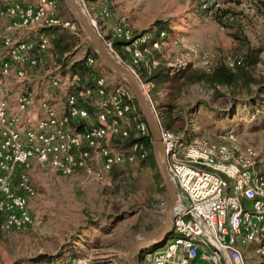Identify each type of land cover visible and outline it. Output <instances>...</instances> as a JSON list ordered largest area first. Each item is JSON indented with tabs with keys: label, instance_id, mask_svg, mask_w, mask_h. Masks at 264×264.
Instances as JSON below:
<instances>
[{
	"label": "built area",
	"instance_id": "built-area-1",
	"mask_svg": "<svg viewBox=\"0 0 264 264\" xmlns=\"http://www.w3.org/2000/svg\"><path fill=\"white\" fill-rule=\"evenodd\" d=\"M202 9L211 18L220 4L205 3ZM100 15L110 19L106 7ZM0 21L4 22L0 32L1 236L42 224L29 210V201L35 196L28 176L32 164L64 177L82 176L110 184L113 167L138 164L148 157L150 150L140 139L151 135L129 89L108 88L103 76L95 77L94 86L88 87L80 84L77 74L71 75L69 82L77 90L67 96L63 112L46 98L38 102L39 114L30 112L34 105L31 93L20 92L11 98L9 81L22 82L29 70L44 66L49 57L56 59L51 41L42 30L60 28L77 35L80 27L59 15L57 0H36L34 4L0 0ZM90 22L95 28V21ZM28 30L36 32L34 39L15 37ZM111 37L128 53L134 74L142 64L148 70L157 67L158 60L149 57L165 43L179 45L165 30L155 35L136 34L116 25ZM105 45L116 54L113 43ZM218 59L232 71L243 65L242 58ZM218 59L200 52L197 65L210 74ZM96 62L94 56L85 58L89 67ZM44 76L51 78L53 85L60 81L52 73ZM87 107L95 109L93 119ZM24 114L32 118L25 120ZM131 136L136 141L125 150L112 145L116 139L123 141ZM160 140L165 167L176 191V205L170 236L161 247L144 254L145 260L149 264H247L241 248L256 244L255 254L264 264V171L256 150L241 144L233 130L218 133L213 140L197 136L184 139L160 124ZM165 206L166 202L162 203V210ZM87 262L85 255L68 264Z\"/></svg>",
	"mask_w": 264,
	"mask_h": 264
},
{
	"label": "rangeland",
	"instance_id": "rangeland-1",
	"mask_svg": "<svg viewBox=\"0 0 264 264\" xmlns=\"http://www.w3.org/2000/svg\"><path fill=\"white\" fill-rule=\"evenodd\" d=\"M109 1L111 3L105 7L110 19H105L100 15L103 7L93 5V1L77 0L88 19L95 21V29L105 43L114 42L111 34L116 25L126 26L136 34L155 35L157 31L165 30L171 38L179 41V45L174 46L169 41L159 51L151 53L149 58L160 62L159 58L165 57L167 65L193 64V69L200 70L197 65L200 52L208 53L212 60L243 58L246 47L235 39L239 35L257 50L253 77L264 80V11H260L264 10V5L259 0ZM205 3H219L220 11L208 18L202 9ZM251 7L256 9L254 14L244 11ZM58 12L62 17L74 19L67 16L59 4ZM218 16L227 22V28L217 24ZM224 16L226 18L223 19ZM56 30L65 32L76 41V58L85 60L92 56V45L83 32L73 35L60 28ZM114 51L116 54L110 53L130 69L128 53L121 52V48ZM96 60V64L90 67L94 77L103 76L108 88H128L100 59ZM53 62L51 70L54 74L60 61L54 58ZM45 70L43 66L29 70L26 80L14 84L27 93L31 92L33 85H37L36 89L46 86L55 90L59 82L53 85L51 78L44 76ZM136 77L146 87V96L152 106V86L143 83L138 75ZM255 90L254 84L244 86L242 82L232 88H210L204 84L180 87L179 83L171 82L165 90H158L154 103L156 110L153 111L157 119V114L163 117L172 114L177 118L175 125L180 121L186 123V139L197 136L213 140L218 133L233 130L241 144L256 150L264 171V129L260 126L264 110L245 105L253 98ZM177 133L181 135L183 132ZM137 165L129 167L130 173L123 181L126 183L117 187L112 178L110 184H105L82 176L64 177L32 164L28 176L35 196L29 201V210L41 219L42 224L37 228L2 234L0 264H28L39 255L59 258V264H68L85 255L89 258L87 264H125L124 255L129 245L135 239L153 234L160 227L165 213L162 203L167 202L166 192H160L151 171ZM251 256L249 254L248 264H254L255 259ZM141 264H149L145 255Z\"/></svg>",
	"mask_w": 264,
	"mask_h": 264
},
{
	"label": "trees",
	"instance_id": "trees-1",
	"mask_svg": "<svg viewBox=\"0 0 264 264\" xmlns=\"http://www.w3.org/2000/svg\"><path fill=\"white\" fill-rule=\"evenodd\" d=\"M57 1L58 4L61 6L62 10L64 11V13L67 16L72 17L73 15L67 9L64 0H57ZM89 1H95V0H89ZM262 4L264 5V3ZM224 18L226 17L224 16L223 19ZM65 19H70V18H65ZM70 20L75 21L74 19H70ZM216 22L221 27L227 28V24H226L227 22L223 21L220 18V16L216 17ZM48 30H52V31H48ZM48 30L47 32L48 33L51 32L50 35H52L51 44L58 51L61 60L64 54L72 52V50L75 48L76 41H73L72 36L66 34L63 31L56 30V28H51ZM42 32H44V30H42ZM79 33H82L81 29H79ZM235 39L241 42L244 47H246V54L242 58L243 65L238 67L234 71L228 69L220 59L216 61L214 70L210 74H206L202 70H195L191 65L179 67V66L166 65V63L163 62L151 70H148V67L145 66L144 64L140 65L139 67H136L135 73L140 77L142 82L145 84L152 85V89L150 90V100L152 101L153 109L156 110L154 103H156V94L158 90L163 88L164 85L171 82L179 83L180 87H184L187 84H204L210 88H216L218 86L232 88L233 86L239 85V83L242 82L244 86H247L248 84H254V86L256 87V90L253 92L254 93L253 98H250L247 101V103H245V105L258 106L259 108H262L264 110V80L262 79L256 80L253 77V67L255 65V56L257 50L251 48L248 40L245 37L236 35ZM113 48L118 50L121 48V44L118 41H114ZM90 51L92 53V56H94L96 59H99L97 54L95 53V50L92 47H90ZM118 60L120 59L118 58ZM68 72L70 75L77 74L80 77L81 85L88 87L94 86V79L97 76L95 77L93 76V71L89 66L85 64V60H79L73 63L72 65H70L68 68ZM72 88L73 89H70L69 91V95L76 93L77 87L72 86ZM168 108H171V106H168ZM87 110L91 116H94L96 113L95 109L93 108L87 107ZM157 116L158 119L160 120L161 126L164 129L169 130L175 134H177V131L180 130L186 132L187 130L186 123L180 121L177 125H175L177 122L176 120L177 118L172 117V114L166 117L160 116L158 114ZM142 119L145 121L143 115H142ZM260 126L264 129V115L261 118ZM78 129L79 128L77 127V130ZM140 140L150 150V153L148 157L144 161L138 163L137 166L139 168H148L151 171L154 181L156 185L159 187L160 192L165 193L166 190L162 178L157 169V165L152 153L151 137L143 138ZM135 141L136 140L131 136L123 141L116 139L113 141L112 145L119 150H125L130 144H132ZM130 166L132 165L126 164L122 166L113 167L110 170L109 175L112 178V182L118 185L117 187H120L121 185H123V183H126L123 181L127 180L126 177L130 173L129 172ZM144 254H145L144 252H141L138 255H136L135 260L137 264H141L142 257L144 256ZM58 260L59 258H53L51 256H46V255H39L29 260L28 264H59Z\"/></svg>",
	"mask_w": 264,
	"mask_h": 264
},
{
	"label": "water",
	"instance_id": "water-1",
	"mask_svg": "<svg viewBox=\"0 0 264 264\" xmlns=\"http://www.w3.org/2000/svg\"><path fill=\"white\" fill-rule=\"evenodd\" d=\"M64 2L103 65L111 73L123 80L132 92L152 137V153L166 190L167 202L160 227L149 236L135 239L127 248L124 255V263L136 264V255L141 252L148 253L161 247L170 236L173 227L176 191L165 167V156L160 140V124L146 94L142 92V85L135 74L110 53L105 42L92 26L77 0H64Z\"/></svg>",
	"mask_w": 264,
	"mask_h": 264
},
{
	"label": "crops",
	"instance_id": "crops-1",
	"mask_svg": "<svg viewBox=\"0 0 264 264\" xmlns=\"http://www.w3.org/2000/svg\"><path fill=\"white\" fill-rule=\"evenodd\" d=\"M16 1H19L23 4H34L36 0H16ZM108 3H111V1H109V2H108V0H95V1H93V5H96V6L98 5V7H100V8L105 7V5H108ZM254 10H256L254 7H251L250 10L244 9L245 12L249 11V13H252V14L255 13ZM260 11H264V10H260ZM3 30H4V22L0 21V32H2ZM46 30H48V29H45V31L43 33L46 34L51 41L52 35H49L48 32L45 33ZM36 35L37 34L35 31L28 30V31L21 32V33L15 35V37L19 38V39L28 40L30 38L34 39L36 37ZM52 50L54 51L56 59H59V61H60V63L58 64V67L61 69L58 70V67H57V69L55 70L56 73H54V76L59 77V80H60L59 86H57V88L55 90H50V88H48L46 86H40L39 89H36L37 85L31 86L32 88H31L30 93L33 97L34 105H33L30 112H33V113L35 112L36 114L37 113L39 114L38 102L42 98H46L51 103L56 105V107L59 111H61V112L65 111L67 96L69 95L70 89H73L71 83L69 82V77L71 75L68 72V68L70 65H72L73 63L80 60L79 59L80 57L76 58V53H75L76 47L74 48V50L72 52L64 54V56L61 60H60V55H59L58 51L54 47H52ZM121 52H123L125 54V52L122 48H121ZM128 59H129V56H128ZM160 59L161 58H159V61H160L159 63H162V62L165 63L164 61L167 60V58H165V57H162L161 60ZM52 64H55L53 62V58L49 57V60H47V62L43 66L46 69L45 73H52L53 74V70H51ZM167 64H169V63L166 62V65ZM169 85H170V83L164 85L162 89L165 90ZM7 89H8V93L10 94L11 98H13L17 93L22 92V87H18L16 84H14V82L10 83V81H9L8 86H7ZM12 107L13 108L10 110L11 113L15 112V106H12ZM30 118H32L31 114H24L25 120L30 119ZM182 132L183 133L181 134V136L184 139H186L185 138L186 135L184 134L185 131H182ZM177 134H179V133H177ZM260 169L262 170L261 166H260ZM255 248H256V244H248V245H245L241 248L242 252L245 256L247 264H248L247 259H248L249 254L252 255L251 257H254V259H255L254 264H262L263 260L255 254V251H254Z\"/></svg>",
	"mask_w": 264,
	"mask_h": 264
},
{
	"label": "bare ground",
	"instance_id": "bare-ground-1",
	"mask_svg": "<svg viewBox=\"0 0 264 264\" xmlns=\"http://www.w3.org/2000/svg\"><path fill=\"white\" fill-rule=\"evenodd\" d=\"M142 92L144 93V94H146V92H147V90H146V87L145 86H142Z\"/></svg>",
	"mask_w": 264,
	"mask_h": 264
}]
</instances>
